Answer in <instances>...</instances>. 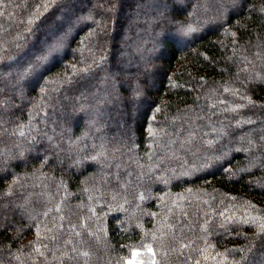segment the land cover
Masks as SVG:
<instances>
[{"label": "trees", "instance_id": "1", "mask_svg": "<svg viewBox=\"0 0 264 264\" xmlns=\"http://www.w3.org/2000/svg\"><path fill=\"white\" fill-rule=\"evenodd\" d=\"M192 1L0 0V264H264V0Z\"/></svg>", "mask_w": 264, "mask_h": 264}, {"label": "rangeland", "instance_id": "2", "mask_svg": "<svg viewBox=\"0 0 264 264\" xmlns=\"http://www.w3.org/2000/svg\"><path fill=\"white\" fill-rule=\"evenodd\" d=\"M115 1V0H114ZM178 1H182V2H187L188 0H178ZM190 1V0H189ZM192 1V0H191ZM192 4L194 5V12H195V10H197V9H201V11H202V4L201 3H199V2H193L192 1ZM98 31H100V26L99 27H97V29H96V32H98ZM95 32V33H96ZM93 33H90V36H93L92 35ZM118 53H119V55L121 54V48H119V50L117 51ZM123 56V52H122V54H121V57ZM135 116L133 115L131 118H129V120H128V122L127 121H124L123 123L121 122L120 123V127H119V129L121 130V131H126V129H130L131 127L133 128L134 126H133V122L134 121H136V118H134ZM175 121H179V119H176ZM180 122V121H179ZM178 122V123H179ZM159 133H160V130L159 129H157L156 131H155V135H154V137H153V141H155L156 142V139L157 138H159ZM214 133L215 132H213V131H211L210 132V134H209V136H207V138L208 139H206V140H208L209 141V138H214ZM200 134L201 135H205V134H207V132L206 131H202V132H200ZM211 136V137H210ZM204 139V140H205ZM154 142V143H155ZM253 150H254V148H252L251 150L250 149H244V151H243V154L245 155V157H253L254 156V152H253ZM229 174H230V176H233V175H235V171H230L229 172ZM101 176V180L103 181V182H106V180H107V178L105 177V176H103V175H100ZM98 179H99V176H98ZM256 180V179H255ZM261 186H264V183H262V184H260V187ZM138 211V209L136 210V208H133L132 209V212L133 213H135L136 214V212ZM139 212V211H138ZM104 248V251H105V249H106V247H103ZM103 251V252H104ZM94 254H92V256H93ZM104 255V254H103ZM97 257V255H95L94 256V259ZM93 259V260H94ZM90 261V260H89ZM91 263V262H90Z\"/></svg>", "mask_w": 264, "mask_h": 264}, {"label": "snow or ice", "instance_id": "3", "mask_svg": "<svg viewBox=\"0 0 264 264\" xmlns=\"http://www.w3.org/2000/svg\"><path fill=\"white\" fill-rule=\"evenodd\" d=\"M47 57H40L39 60H45ZM21 135H23V133H21ZM149 251H151V249H149ZM133 255H136V253H133ZM129 264H132V262L130 261Z\"/></svg>", "mask_w": 264, "mask_h": 264}]
</instances>
